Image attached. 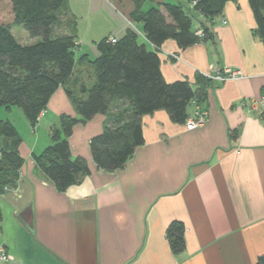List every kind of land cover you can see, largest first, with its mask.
<instances>
[{
  "label": "crops",
  "instance_id": "obj_1",
  "mask_svg": "<svg viewBox=\"0 0 264 264\" xmlns=\"http://www.w3.org/2000/svg\"><path fill=\"white\" fill-rule=\"evenodd\" d=\"M139 3L142 11L158 3L189 5L67 0L54 33L75 34L73 71L37 124L23 122L29 137L15 126L24 161L16 188L0 194V243L11 256L4 264H254L264 254V113L250 103L264 94V45L248 1L227 2L210 25L211 37L182 49L172 39L158 48L145 39L141 24L131 20ZM128 29L157 52L165 82L185 80L195 90L204 85L206 95L191 100L186 113L204 109L206 121L189 130L164 109L143 114V143L123 167L106 171L96 167L89 143L114 109L97 113L74 125L67 139L71 156L83 158L89 173L57 191L32 153L50 143L49 129L61 115L79 118L73 98L85 97L82 88L94 81L97 43ZM225 67L242 76L202 77ZM172 221L184 226L178 254L165 234Z\"/></svg>",
  "mask_w": 264,
  "mask_h": 264
},
{
  "label": "trees",
  "instance_id": "obj_2",
  "mask_svg": "<svg viewBox=\"0 0 264 264\" xmlns=\"http://www.w3.org/2000/svg\"><path fill=\"white\" fill-rule=\"evenodd\" d=\"M229 1L235 0L158 3L146 11L139 3L131 20L141 24L145 39L153 47L172 39L182 49L211 37L210 25ZM247 1L255 20L254 32L264 45V0ZM66 11L67 0H0V107H20L31 127L37 124L51 95L72 75L75 34L54 33V26ZM13 25H22L35 41L21 44L11 32ZM97 49L99 54L92 62L94 81L82 88L85 97L73 98L79 118L61 115L59 124L49 129L50 143L41 152L32 153L36 167L57 191H65L89 173L86 161L72 157L69 150L67 139L77 123L114 109L102 132L89 143L96 167L112 171L123 167L143 143V114L164 109L171 120L184 122L187 104L191 100L198 103L201 94L206 95L204 85L195 90L185 80L165 82L157 52L140 42L134 29H128L115 42L100 40ZM202 77L211 81L206 75ZM21 143L15 125L0 119V194L18 184L24 161ZM1 221L0 211V234ZM165 234L172 251L182 252L183 224L172 221ZM254 264H264V254Z\"/></svg>",
  "mask_w": 264,
  "mask_h": 264
},
{
  "label": "built area",
  "instance_id": "obj_3",
  "mask_svg": "<svg viewBox=\"0 0 264 264\" xmlns=\"http://www.w3.org/2000/svg\"><path fill=\"white\" fill-rule=\"evenodd\" d=\"M201 30L197 31V34H200ZM108 40L110 42H115L116 38L115 37H108ZM173 57H175L173 55ZM211 79L218 80V81H223L226 79H237L242 76V72L238 68H230V67H225L220 71H216L213 74L206 75ZM251 105L254 108H260V110L264 113V94L259 96L258 98H254L250 101ZM41 114V112H40ZM39 114V115H40ZM206 116H207V111L201 108H198L193 115L187 117L184 121L185 127L189 130L195 129L199 126H202L204 122L206 121ZM39 117V116H38ZM11 259V256L8 254L6 251L5 247L3 244L0 243V264H4L8 260Z\"/></svg>",
  "mask_w": 264,
  "mask_h": 264
},
{
  "label": "rangeland",
  "instance_id": "obj_4",
  "mask_svg": "<svg viewBox=\"0 0 264 264\" xmlns=\"http://www.w3.org/2000/svg\"><path fill=\"white\" fill-rule=\"evenodd\" d=\"M11 32L21 44H29L35 41L36 38H32L29 36L27 31L23 28L22 25H13L11 28ZM79 94H74L75 97H79ZM0 119H7L11 121L15 126H17L22 137H29L25 127L23 126V122H26V118L24 113L20 107L12 106L10 111H7L5 107H0ZM37 127V126H36ZM31 129V127H28ZM43 130H38V138L42 140L45 137Z\"/></svg>",
  "mask_w": 264,
  "mask_h": 264
}]
</instances>
